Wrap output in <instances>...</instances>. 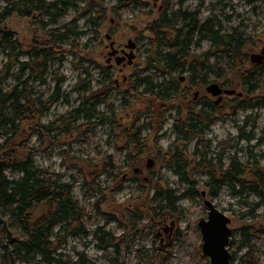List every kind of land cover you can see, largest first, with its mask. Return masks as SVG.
Listing matches in <instances>:
<instances>
[{
    "label": "rangeland",
    "instance_id": "obj_1",
    "mask_svg": "<svg viewBox=\"0 0 264 264\" xmlns=\"http://www.w3.org/2000/svg\"><path fill=\"white\" fill-rule=\"evenodd\" d=\"M3 2L0 0V4ZM115 2L116 0L105 1L107 18L98 28L85 24V18L81 19L77 26L84 33L61 42L67 48H72L75 42L79 48L73 47L74 51L67 54L62 62L52 65L46 82L32 83L35 94L47 97L57 84L62 93L61 99L52 105L42 119L43 122H48L66 115L79 105L84 95L89 92H105L108 82L111 79L117 80L115 88L109 91L110 99L97 106V111L104 113L112 121L89 131L84 126L61 136L45 134L37 129L36 123L27 122L24 128L27 139L19 138L11 146L12 150L23 155L27 151L26 147H32L36 150V165L63 173L66 180L74 181V177L78 179L74 183L73 193L87 212L86 224L90 234L69 236L60 251L65 257L74 260L77 259L78 252H85L95 264H206L198 254L202 242L198 221L201 217H207L204 200L208 198L232 218L231 242L240 238V228L244 224H254L259 230L262 229V235L254 240V244L257 258L260 264H264V204L255 208L260 214L259 218L249 219V214L244 217L243 214L253 208V203L259 197L249 192L238 193L239 184L231 181L223 185L216 196H212L209 186L205 185L210 175L194 171L200 159L193 156L196 141L186 144L182 138H176L174 133L175 116L186 115L190 107L199 108L203 100L207 99L204 96L207 94L206 87L197 86L192 92H186V84H180L179 80L175 99L167 103H155V114L145 113L148 106L145 94L139 96L129 93V82L137 76L156 73L159 80H170L173 77H187L189 74L171 67H167L165 72L159 71L151 60L154 37L152 25L164 10L167 0H142L140 8L131 6L120 14L112 12L111 6ZM82 6L80 4L78 8L69 9L60 18L59 24L72 20L82 12ZM171 7L170 10H177L178 0H174ZM182 10L197 13L201 21L212 19L213 23L226 32L237 29L250 37L253 42L245 48L248 56L240 70L246 72L253 67L251 54L260 52L264 47V0L252 3L247 0H186ZM4 26L14 32L26 51L44 35L32 23L31 18L27 17L14 15ZM108 34L111 35L110 39ZM129 39L138 43L133 63L119 65L115 59L108 61L110 42L115 40L116 45H124ZM167 49L165 45H161L158 50L165 53ZM191 49L198 54L204 53L211 49V43L203 40ZM27 57L24 54L22 58ZM5 60V54L0 52V66ZM103 67L105 69L102 72L100 70ZM239 74L231 73L229 77L220 80L214 79L212 75L210 82L224 83L230 80V88L243 91V78ZM259 80L261 86L252 95L264 94V70L259 74ZM17 82L15 77L9 80L10 84ZM198 89L202 97L194 100ZM124 90L128 92L124 93ZM245 95L241 97L248 102ZM236 98L231 95L220 106L218 117L204 137L209 146H201L199 151L207 154V163L211 161L215 165L221 161L227 166L233 155L243 162L249 160L251 163L258 161L264 164V108L241 109L234 114L232 109L237 105ZM208 99L212 101L209 97ZM150 121L152 127L143 130L140 135L144 150L138 154L128 146L127 132L136 134V129L141 124ZM250 133L253 137L249 140L246 135ZM177 146L182 147L181 150L190 161L187 169L189 180L183 179V175L173 167L165 166V160L175 154ZM130 151L133 153L132 159L127 157ZM166 152L169 153L164 158L163 154ZM220 152H223L221 160ZM109 156L115 160L113 171H105V162ZM5 159V156H0L1 161ZM149 159H155L151 168L147 166ZM191 185H195L200 194L183 196L176 203V211L168 210L160 216L147 214L137 231L129 232L126 229V209L135 208L148 200L150 202L157 186L171 188L177 194H183ZM96 203L100 205V209L96 207ZM100 226L118 237L125 235L117 240L118 249L116 246L98 248L99 239L95 230ZM246 250L247 248H241L233 254L234 264H242L240 257ZM231 251L234 252L232 249Z\"/></svg>",
    "mask_w": 264,
    "mask_h": 264
},
{
    "label": "trees",
    "instance_id": "obj_2",
    "mask_svg": "<svg viewBox=\"0 0 264 264\" xmlns=\"http://www.w3.org/2000/svg\"><path fill=\"white\" fill-rule=\"evenodd\" d=\"M0 4V52L6 60L0 66V156L5 161L0 162V213L7 218L16 240L12 248L19 264H95L85 252H78L77 259L65 257L60 251L69 236L90 234L87 228V212L80 200L74 195V181L66 180L63 173L48 167L36 165L34 160L35 149L26 147L25 154L12 150L11 146L19 138H26L25 124L36 123L37 129L45 134L61 136L87 126L88 131L112 121L104 113L97 111V106L106 103L110 97L111 88L117 82H108L105 92L92 93L81 97L79 105L71 109L66 115H61L48 122L42 119L52 105L61 99L62 93L58 84L53 92L44 97L35 94L32 83L46 82L47 75L53 64L62 62L66 55L74 48H79L73 42L72 48L63 46L61 42L76 38L84 32L77 23L85 18V24L98 28L107 18L106 0H3ZM174 0H167L164 10L152 25V55L151 60L159 71H166L167 67L189 73V89L203 87L210 83L211 76L220 80L227 78L231 73H240L243 78V94L248 98L246 102L241 96L237 97V105L233 106L232 113L241 109L264 108V94L252 95L261 86L259 74L264 70V62L253 64L246 72L240 70L247 58L245 48L250 45V37L245 36L237 29L226 32L212 22V19L201 21L195 12L182 10L186 0H178L179 8L170 10ZM252 3L256 0H247ZM82 4V12L72 20L59 24L61 17L69 9L78 8ZM142 0H116L111 6L112 12L120 14L131 6L140 8ZM14 15L31 18L32 23L39 27L43 36L36 40L26 51L12 30L7 29L4 23ZM208 40L211 49L204 53H195L191 47L200 41ZM161 45L168 49L165 53L158 50ZM26 54V59L22 58ZM104 67L100 70L103 72ZM18 79L16 84H10L12 78ZM230 80L224 82L229 85ZM129 93L142 96L147 102L146 114H155V103H167L175 99L179 89V78L159 80L156 73L137 76L130 80ZM188 88H185L188 92ZM180 91V90H179ZM128 90H124L127 93ZM183 119H178L174 130L186 144L195 143L193 156L200 157L194 171L205 172L210 178L205 181L209 186L210 194L216 196L219 189L227 182L239 184L238 193H254L259 200L254 202L253 208L246 211L244 217L255 220L260 214L255 208L264 204V164L241 161L236 155L231 157L230 163L225 166L221 161L215 165L206 162L207 154L199 151V147L207 148L206 132L213 125L220 110L206 99L199 108L190 107ZM223 113V112H222ZM151 116V120H152ZM81 120V121H80ZM80 121V122H79ZM152 121L141 124L136 134L127 132L126 142L136 153H143L144 146L140 135L143 130L150 129ZM250 133L247 139H252ZM142 145V146H141ZM21 154V155H19ZM201 154V155H200ZM223 152H220L221 160ZM129 159L133 158L130 151ZM202 160V161H201ZM207 163V164H205ZM175 171L189 180V159L182 152L171 156L168 162ZM218 167V168H217ZM115 169V160L109 156L105 162V171ZM111 171V170H110ZM100 174V173H99ZM200 194L195 185L189 186L183 194H177L171 188L157 186L150 199L135 208H127L124 222L128 231H137L147 214L160 216L162 212L176 211V203L185 195ZM159 200V201H158ZM100 209V205L96 203ZM113 217V216H112ZM115 219V217H113ZM262 229L254 224H244L240 228V238L230 242L232 253L241 248L247 250L241 255L242 264H260L257 258L254 240L262 235ZM98 236V248L118 249V237L111 231H105L102 226L95 230ZM9 248L6 246V233L0 223V261L9 264ZM198 254L202 261L209 264V259L203 255L199 246ZM234 264V258L232 259Z\"/></svg>",
    "mask_w": 264,
    "mask_h": 264
},
{
    "label": "water",
    "instance_id": "obj_3",
    "mask_svg": "<svg viewBox=\"0 0 264 264\" xmlns=\"http://www.w3.org/2000/svg\"><path fill=\"white\" fill-rule=\"evenodd\" d=\"M107 37L110 39L111 35L108 34ZM115 40L110 42V47L112 50L109 52V56H114L118 52L114 48ZM137 42L133 39H129L126 47L131 48L130 53L126 56H116L117 64H121L124 59H127L125 64H132L134 61L135 53L134 49ZM251 62L254 64H261L264 61V47L260 52H254L250 56ZM110 58H108V61ZM207 91L213 95H221L223 91L227 94H238L243 95L242 91H237L235 88H226L225 90L220 85L219 82H211L206 87ZM222 96H219L217 102L220 101ZM154 161L149 159L147 166L151 167ZM205 194V192H203ZM205 206L207 208V217H201L198 221V226L202 236V242L200 244L201 251L209 259V264H232L233 253L230 249V242L232 238L233 229L231 227L232 218L228 216L225 212L220 210L218 206L211 200H204ZM0 223L2 228L6 233V246L9 248V264H17L16 257L14 255V250L12 245L16 240V236L10 227L8 220L0 213Z\"/></svg>",
    "mask_w": 264,
    "mask_h": 264
},
{
    "label": "flooded vegetation",
    "instance_id": "obj_4",
    "mask_svg": "<svg viewBox=\"0 0 264 264\" xmlns=\"http://www.w3.org/2000/svg\"><path fill=\"white\" fill-rule=\"evenodd\" d=\"M137 46H138V43H137V45H136V47H135V49H134V53H135V57H136V49H137ZM114 48L115 49H117L118 50V52L116 53V55H114V56H109V58H110V60L109 61H112L113 59H115L116 60V56L117 55H120V56H126L127 55V53H130V51H131V48H129V47H126V44H124V45H116V41H115V45H114ZM112 50V48L110 47V45H109V52ZM135 57H134V59H135ZM127 62V59H124L123 61H122V65H127V64H125ZM264 62V61H263ZM262 62V63H263ZM126 79V78H125ZM179 80H180V84H181V82H182V84H186V87L185 88H188V86H189V84H190V80H189V74H188V76L187 77H184V76H180L179 77ZM117 81V80H116ZM211 83V82H210ZM220 83V85L223 87V89L225 90L226 88H230V86L228 85V84H224L223 82H219ZM209 84V83H208ZM207 84V85H208ZM207 85H205V87H207ZM207 90V89H206ZM188 91L189 92H192V89H189L188 88ZM200 90L198 89L196 92H195V94H194V100H199L202 96H200ZM232 95H234V96H236V97H240L238 94H232ZM204 96H206L207 97V99H208V97L212 100V102L216 105V107L218 108V109H220V106L222 105V104H224V103H226L227 102V98L229 97V96H231L230 94H227L225 91H223L222 92V94L221 95H217V96H215V95H213L212 93H210V92H208L207 91V94H205ZM219 96H222V98L220 99V101L219 102H217V100L219 99ZM206 99H204L203 100V102L205 101ZM203 102L201 103V106H202V104H203ZM200 106V107H201ZM190 110V109H189ZM189 112V111H188ZM186 115H183V114H181L180 115V117H177V116H175L176 117V119L174 120V122H173V126H174V124H175V122L178 120V119H183L184 117H185ZM218 117V116H217ZM174 133H175V136H176V138L178 137L177 136V133H176V131L174 130ZM176 149H177V151L175 152V154H178V152H182V153H184L181 149H182V147L180 146H177L176 147ZM168 153L169 152H166V153H164L163 154V157L164 158H166L167 156H168ZM158 154H160V152L158 153ZM175 154H173V155H175ZM167 159H168V157H167ZM165 160L166 161V164H165V166L166 165H168V166H171V165H169L168 164V162L169 161H171V158L170 159H168V160ZM154 164H155V159H154V162H153V166H154ZM189 164H190V161H189ZM149 167V166H148ZM152 167V166H151ZM151 167H149V168H151ZM172 167V166H171Z\"/></svg>",
    "mask_w": 264,
    "mask_h": 264
}]
</instances>
